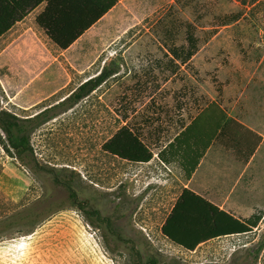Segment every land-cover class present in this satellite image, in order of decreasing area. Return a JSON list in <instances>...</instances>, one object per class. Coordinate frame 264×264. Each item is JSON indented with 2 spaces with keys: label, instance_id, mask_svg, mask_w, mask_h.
<instances>
[{
  "label": "rangeland",
  "instance_id": "obj_1",
  "mask_svg": "<svg viewBox=\"0 0 264 264\" xmlns=\"http://www.w3.org/2000/svg\"><path fill=\"white\" fill-rule=\"evenodd\" d=\"M236 14L239 21L222 25ZM33 18L14 30L26 37L16 45L12 72L0 62V106L50 119L31 138L37 172L6 151L0 131V220L34 213L38 224L27 220L0 237V264H264V217L256 229L209 234L193 247L173 240L164 226L181 189L177 173L121 159L115 145L131 136L123 115L145 134L159 128L171 135L179 117L214 101L264 134V0H127L66 51L49 43ZM189 25L199 51L173 74L169 48L186 45ZM10 43L0 41V55ZM104 65L119 73L67 109L63 101ZM123 137L118 143L129 146ZM261 156L264 148L257 164ZM55 178L68 182L76 199ZM253 188L251 201L227 202L236 217L224 212L232 220L223 228L243 231L238 217L264 211V185ZM237 206L247 214L237 216ZM95 211L101 220L87 215ZM176 212L179 236L191 243V227L198 236L212 214L189 199Z\"/></svg>",
  "mask_w": 264,
  "mask_h": 264
},
{
  "label": "trees",
  "instance_id": "obj_2",
  "mask_svg": "<svg viewBox=\"0 0 264 264\" xmlns=\"http://www.w3.org/2000/svg\"><path fill=\"white\" fill-rule=\"evenodd\" d=\"M118 3L119 0H0V39L18 23L24 21L40 5L46 4L44 10L36 17V24L56 47L66 51L91 28L96 26ZM240 17L241 14H236L224 18L222 25L228 26L235 23L239 21ZM169 51V67H171L173 74H176L180 67H188L190 65L191 60L199 51V39L195 36L192 25H189L187 29L186 45L171 46ZM118 73L119 70L117 68L111 66L103 67L96 76L90 77L73 91L63 101V105H66L67 109L75 107ZM215 83L218 94L221 97L223 93L222 84L216 80ZM43 117H45V114L37 115L33 118H22L8 110L2 109L0 106V131L4 137L3 144L6 151L21 164L32 166L36 172L39 166L31 138L35 130L45 123L46 120L50 119V117ZM123 118L124 121H127L126 128L131 136L127 138L119 136L115 141L117 155L121 159L146 163L152 158V154L142 157L139 152L146 149L150 151L158 149L160 150L158 154L160 161L166 165H176L180 169L183 179L187 181L192 178L207 150L215 142H220L226 148L233 149L236 157L244 163L249 161L257 146V144L247 143L243 136L241 141H239L235 133L237 131H245V128L234 119L228 117L221 101L206 104L195 116L189 115L188 119L179 117L176 123L173 124L175 127L173 135L167 134V136H164V131L159 128L145 134L144 126L141 123L132 125L127 120L128 116L123 115ZM143 121L149 123L150 119H144ZM121 137L130 141L129 146L135 150L132 151L131 147L126 144L127 148L123 147L120 142L118 143ZM166 143H168L166 148L161 149ZM54 182L56 185L64 187L72 199H76V193L68 182H61L57 178L54 179ZM187 199L194 202L196 207L200 206L202 214L212 211V214L204 220V227L198 236H195L197 229H193L190 226L191 232L195 237L193 243L185 240L178 233V230L181 229V223L177 221L176 211ZM92 214L96 215L97 220H101L98 211L87 212V215ZM263 217V212L257 211L250 218L241 220L244 224L242 226L243 231L236 232L229 230L231 227L223 228L221 226L223 220H232L224 212L212 207L206 201L185 197L173 209L164 226V232L178 243L193 247L209 234H243L247 228L256 229ZM27 220L31 222V225L38 224V216L34 213L28 215L19 213L16 216L0 220V237L5 236L14 226L24 225ZM89 221L91 225H96L91 221V218ZM262 249V247L259 248L257 255ZM156 263V260H151L150 262V264Z\"/></svg>",
  "mask_w": 264,
  "mask_h": 264
},
{
  "label": "crops",
  "instance_id": "obj_3",
  "mask_svg": "<svg viewBox=\"0 0 264 264\" xmlns=\"http://www.w3.org/2000/svg\"><path fill=\"white\" fill-rule=\"evenodd\" d=\"M126 1L127 0H119V3L116 7ZM45 7L46 4L40 5L35 11L30 13V15L24 21L18 23L10 32H8L3 37H7L8 41L11 42L5 49L4 53L6 55H0V62L4 60L8 64V71L12 72V66L14 65V51L16 49L17 43H20L22 40H25L26 37V34H21L20 37H17L19 31H14L15 28H21V25H23L24 22L29 19V17H31L32 15L36 24V17L44 10ZM109 13L104 16L101 21H103L109 15ZM85 35L86 34H84L83 36ZM44 36L49 41V43H52L45 35V33ZM83 36L76 43H78L83 38ZM2 39H0V41ZM52 45L55 46L53 43ZM74 45H72L71 47H73ZM96 75H93L92 77ZM228 117L234 119L236 122H238L245 128V131H237L235 133V135H237V137L239 138V141H241V139L244 137V140L247 143L252 145L257 144L253 155L250 157L247 163L240 161L236 157V154L234 153L233 149L226 148L220 142H215L207 150L205 156L198 165L195 173L192 175V178L187 181L183 179L180 169L176 165H166L165 163L160 161L158 157L160 150L154 149L153 151H150L153 157L145 164L151 165L159 163L161 166L165 167L167 171L176 172L177 178L181 183L180 192L176 198L174 205L172 206V209H175L178 203L181 202L185 197H193L196 200L210 202L217 206L220 211L227 212L228 214L236 217V215H234V213H230L229 209L226 207L227 202L233 199L251 201L253 199V186L257 185L258 183L260 185H264V156L260 157V163L257 164L261 149L264 148V134L253 127H249L240 120L232 118L230 115H228ZM167 134V131H165L164 136H167ZM167 144L168 143H166L161 149L166 148ZM256 193L263 192L260 189ZM232 210L236 212L235 214H237V216H244L247 214L246 209L243 207L237 206ZM257 211H262L264 214V211L262 209H256L255 211L251 212L249 217H238V219L240 221L248 219Z\"/></svg>",
  "mask_w": 264,
  "mask_h": 264
}]
</instances>
